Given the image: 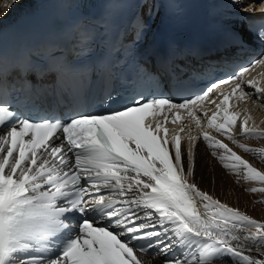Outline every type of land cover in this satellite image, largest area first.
Returning a JSON list of instances; mask_svg holds the SVG:
<instances>
[{
	"label": "snow or ice",
	"instance_id": "6c2138e0",
	"mask_svg": "<svg viewBox=\"0 0 264 264\" xmlns=\"http://www.w3.org/2000/svg\"><path fill=\"white\" fill-rule=\"evenodd\" d=\"M258 7L264 15V0ZM258 67L264 69V49L191 96L137 92L121 100L113 92L103 111L63 117H24L0 95V264H264V220L187 179L202 138L212 156L228 161L225 169L260 185L247 192L264 197V171L217 138L264 157V147L233 135L241 115L240 136L264 138V128L249 126L247 109L230 111L233 100L264 108V72L251 75ZM205 101L216 110L203 119ZM182 118L198 130L189 131L187 162L184 126L171 139L165 127ZM174 249L179 254L169 257Z\"/></svg>",
	"mask_w": 264,
	"mask_h": 264
},
{
	"label": "bare ground",
	"instance_id": "6f19581e",
	"mask_svg": "<svg viewBox=\"0 0 264 264\" xmlns=\"http://www.w3.org/2000/svg\"><path fill=\"white\" fill-rule=\"evenodd\" d=\"M10 1L12 0H0V15L8 13V8H5L4 5ZM16 1L19 3L23 1L22 6L10 12V14H14L28 5L27 0ZM236 102L240 110L247 109L248 114L252 116V120L249 121V126L254 122L255 125L264 128V108H262L260 104L253 103L251 100ZM193 133L195 134V131H192V134ZM195 135H197V133ZM233 135L236 136L241 143H245L252 147H264V138H244L238 133ZM220 138L244 159L248 160L254 167L264 171V157L254 153H245L224 137ZM196 143L197 149L195 150L194 176H189L187 179L191 183L194 182L200 190L208 192L214 199H218L222 203L228 204L230 207L239 208L242 212L253 218L264 220V202H262L264 201V197H261L259 193L252 194L245 190L250 187H259L260 185L257 182L245 181L242 173L237 176L234 174L233 170L225 169L223 163L228 161L221 162L217 157L212 156L211 150L207 148L202 138H198ZM188 147L189 145L184 146V157L186 162ZM178 254V251L174 249L173 252L168 255L170 257L171 255ZM145 259H147V257H145ZM160 259L162 258H157L154 264H160ZM225 260H228V257H225Z\"/></svg>",
	"mask_w": 264,
	"mask_h": 264
}]
</instances>
